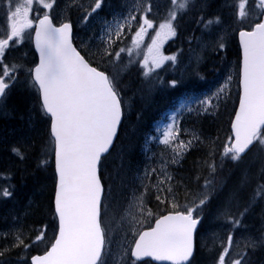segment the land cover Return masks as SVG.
<instances>
[{
	"label": "snow or ice",
	"instance_id": "obj_1",
	"mask_svg": "<svg viewBox=\"0 0 264 264\" xmlns=\"http://www.w3.org/2000/svg\"><path fill=\"white\" fill-rule=\"evenodd\" d=\"M34 3L41 8L33 18ZM103 5L104 0H93L85 8L83 3L73 0L65 6L80 9L83 21L88 22ZM198 5L201 14L197 24L208 29L221 23L219 15L205 17L206 4L202 0H169L157 27L156 21L149 18L157 7L154 0H136L114 28L108 21L104 22L98 46L88 52L90 59H86L73 43L72 22L67 19L59 24L55 22L52 13L59 7L58 0H0L7 22L4 35L0 36V102L17 85L23 84L34 93L32 107L39 111L44 123L43 140L39 145L20 142L10 151L21 163L32 158L37 172L51 168L54 181L46 222L41 218L37 222L40 227L27 232L21 226L0 233V241H3L0 264H9L7 258L13 252L28 253L41 244L45 245L42 254L31 255L30 264H108L116 209L109 199L112 184L111 176L106 173L105 159L114 147L125 117L121 73L136 63L144 78L155 76L163 86L165 81L156 70L166 61L176 64L178 57L177 54L164 55L162 45L177 35L179 17ZM225 6L231 10L232 31L239 41L240 94L231 134L222 145L220 157L221 161L228 158L240 163L253 147L259 146L264 152V0H231ZM134 24L137 27L131 35V44L117 48V43L123 42L125 31L131 33ZM149 29L155 35L151 36L145 51L141 45ZM26 38L34 39L38 53V61L34 60L31 67L7 60V52ZM226 46L224 36L203 45L214 52ZM88 48L86 44L85 49ZM124 53L128 63L121 67ZM200 59L198 56L197 67ZM232 80L233 76L228 75L225 84L212 95L218 97L225 93ZM177 84L176 79L167 82V86L173 88ZM196 102L205 111L212 106L211 97ZM192 110L188 108L189 112ZM168 119L171 122L162 129L157 127L158 135L149 139L159 140L161 145L170 148V160H164L159 170L145 169L143 176H137L141 183L132 189L120 214L118 223L124 230L125 243L120 246L119 264H193L204 210L217 191L215 142H210L208 158L204 161L208 176L196 177L197 182L203 178L200 190L185 189V203H180L177 188L183 185H173L174 177L167 172V164L178 163V158L203 141L195 134L191 139L181 140L177 113H172ZM153 174L155 183L151 181ZM14 179L12 172L0 175L4 182L0 184V198H14L16 186L11 183ZM250 186L251 191L247 192ZM152 195L158 204L165 205L162 212L154 213L147 207V199ZM261 201H264V164L255 176L243 172L218 209L217 219L227 235L226 240L219 242L220 251L214 264H251V254L264 249V231L254 236L245 223L250 211ZM27 207L31 208V202ZM150 218H154V224L144 226ZM16 264L29 262L19 257Z\"/></svg>",
	"mask_w": 264,
	"mask_h": 264
},
{
	"label": "trees",
	"instance_id": "obj_2",
	"mask_svg": "<svg viewBox=\"0 0 264 264\" xmlns=\"http://www.w3.org/2000/svg\"><path fill=\"white\" fill-rule=\"evenodd\" d=\"M109 1V0H106ZM156 0H154L155 3ZM227 0H202V3L206 4L203 10V14L206 18L215 17L217 15L221 17H226L230 8L225 7L223 4ZM83 3L84 2H76ZM169 0H159V5L162 7V11H166L168 7ZM121 6V5H119ZM123 6V5H122ZM160 7V6H157ZM76 15L82 16V11L76 8ZM72 14L75 8L68 9ZM154 15H150V19L156 21V25L161 20L158 18L155 12ZM201 10L199 5L196 9L189 11L187 14L179 17L177 22V35L175 37H170L163 43V54L172 55L177 54V63L173 64L171 61L165 63L161 69H157V73L165 81L163 86L159 85L156 81L155 76L150 79H146L142 76L140 65L132 64L129 65L126 70L121 73V84L124 87L122 93L125 102V117L121 127L119 138L116 142L114 149L111 153L106 156L105 167L106 173L111 176L112 184V194L110 199L111 205L116 209V219L112 223V227L118 226V221L120 219V214L124 209L125 202L121 197L125 196L122 194V188L130 189L132 187L139 186L141 181L137 179V176H143L145 169L151 165L158 153V147L156 146L157 141L149 139L150 136H157V127L162 126V124L167 120L168 115L174 110L185 111V116L181 118L182 125L185 127L192 128L188 135L195 134L199 136L203 143L196 145L192 149L188 150L183 157L180 159L178 165L169 164V169L171 175L174 177L173 185L182 184V187L177 188L178 193L189 190H200V185L203 184V178L197 182V176H208V170L204 164V161L208 158L210 142H215L216 156L215 160L218 165L215 175L216 188L222 183H226L227 179L233 175V172L237 169L236 162L225 158L221 161L220 152H222V145L226 141L228 135L231 134L230 126L237 108L238 98H239V77H238V57L240 55V49L238 45L237 37H233L231 42L227 43L224 50L215 53H205L199 55L201 57L199 61V66L197 67V58H193V61L187 67L186 64L189 62L191 57L190 50L196 45L199 37L206 29L203 25L197 24V18L200 16ZM54 17L57 18L55 12ZM137 25H133L132 32L129 33L125 31L123 42H118L116 47H125L131 44V35L134 34ZM151 36L155 35V32L151 31ZM151 36L148 39V43L151 42ZM82 53L90 59L87 51L81 49ZM232 61V68L229 74L226 71L229 62ZM128 56L126 53L122 54V65H127ZM95 65V64H94ZM230 68V67H229ZM195 69L196 71H193ZM199 73V75L196 74ZM233 76L232 82L227 86L225 93L220 94L218 97L212 94L217 91V89L225 84L228 75ZM221 75V76H220ZM176 79L178 84L176 87L167 86V82ZM156 86L153 87L152 85ZM22 91L24 86L22 85ZM18 86L16 87V89ZM16 89L11 93L13 95L12 99L8 98L6 103H1L0 105V126L2 129H6L8 134L16 127L20 130L23 129L22 126H17L19 122L22 125L26 124V112L27 108L25 106V101L23 95L17 96ZM22 94V93H20ZM212 98V106L205 111L196 101L203 100L205 97ZM24 101V104H22ZM180 105V107H178ZM182 105H184L182 107ZM191 107L193 110L188 111ZM39 112V111H38ZM40 115V113H39ZM41 117V115H40ZM42 119V125L43 118ZM14 123L15 126L10 127ZM13 125V124H12ZM186 133L180 132V139L182 140L183 135ZM32 142L39 145L43 140V135L38 138H34ZM7 144L1 142L0 140V155H2L7 150ZM8 154V152H6ZM5 153V154H6ZM15 163V162H13ZM20 163H15V172L19 173L21 176L25 174V177L29 181L26 187L27 192L33 187L51 186L53 185V177H48L49 172L52 169L49 168L47 172H37L34 174V160L32 158L24 161L25 170H21ZM0 168L1 165H0ZM22 168V167H21ZM116 171V172H115ZM13 173V172H12ZM18 175H15L16 180ZM36 178L41 179L45 182L36 183ZM228 183V182H227ZM43 201H39L41 204V209L36 211L37 216L41 215L40 211L45 206V208L50 204V199L52 192L46 194ZM46 199V200H45ZM183 201L182 198H180ZM263 201H261L262 203ZM181 203V202H180ZM185 203V202H183ZM264 203V202H263ZM147 207L151 208L154 213L162 212L165 205L158 204L155 200L154 195L148 197ZM264 210V205L261 207ZM48 210V209H47ZM46 210V211H47ZM206 210V209H205ZM204 210V213H205ZM43 212V211H42ZM46 213L41 216H45ZM205 217V216H204ZM207 217H205L206 219ZM148 223H154V218H150L145 222V226ZM204 227V225H203ZM112 228V230H113ZM115 239L112 237V248L114 246ZM197 255L193 264H202L200 262L201 254L199 248H197ZM203 252V251H202ZM211 253H206V256H210ZM252 262L256 263L260 260V251L251 254ZM262 261V257L261 260Z\"/></svg>",
	"mask_w": 264,
	"mask_h": 264
},
{
	"label": "rangeland",
	"instance_id": "obj_3",
	"mask_svg": "<svg viewBox=\"0 0 264 264\" xmlns=\"http://www.w3.org/2000/svg\"><path fill=\"white\" fill-rule=\"evenodd\" d=\"M84 2L85 8L87 7L88 4L92 3L93 0H75L76 2ZM104 0V5L102 10H98L97 14H94L92 18L88 22H84L82 16H78V19L82 23V29L81 31H77L76 33V43H79V45L85 49V45H89V48L86 50L87 53L89 51H95L96 47L98 46V37L100 34V31L102 29V26L104 25L105 21H108L109 24L112 25V27H115V23L117 21L122 22V16L127 15L129 9L134 5L136 0H109V2H105ZM73 0H59L58 3H62V8L63 11H59V19L63 20L65 19V13L66 15L69 14V12L66 10V4L72 3ZM227 3H230L231 0H227ZM226 2L223 4L224 6L226 5ZM38 4V3H35ZM155 4L159 6V0L155 1ZM121 5V6H119ZM123 5V6H122ZM162 7H154L153 12L159 17L163 18L165 10H161ZM164 9V6H163ZM231 10L228 12L226 17H221V23L218 25H213L208 29H205L203 33L200 36V41L201 43L199 45L193 46V48L190 50L191 52V58H197L199 55H203L205 53H215L211 47L204 48L203 45L204 43L208 41H214L216 40L219 36H224L225 37V43L230 42V40L236 35L233 33L232 29L234 27V24L232 22L231 18ZM0 29L6 30L7 28V22L5 15L0 16ZM151 31L152 29H149V35L145 37L144 43L141 45L143 50L146 51V46L148 43V39L151 36ZM91 38V39H90ZM166 40L164 41V43ZM163 47V45H162ZM22 50H24V56H19L20 60L23 59L24 62L25 60H31L32 54L31 51L27 46L24 47H19L15 49L13 52L14 54H19ZM162 51V48H161ZM26 57V58H25ZM142 58V57H141ZM193 61H196L193 59ZM232 66V62H229L228 67L226 68L227 73H229V67ZM22 90V87H21ZM22 95V94H21ZM23 99L25 101V106L27 108L26 112V124L22 125L21 123H17V126H22L23 129L19 128L20 130L16 127L15 131L13 130V127L15 126L14 123L10 124L12 128V132L9 134L6 129H2L3 127L0 126V140L1 142H4L7 144V148H5L8 152H4L2 155H0V165L2 168H0V175H3L5 172H13L15 175H18L14 182V185L16 186V191H15V196L14 198H0V233L7 232L11 229L23 227V229L27 232L30 228L34 227H40V224L37 223L38 221L41 220V218L45 219V222L48 219V206L45 208V206L42 208V211H40L41 215L46 213L45 216H37L36 211L37 209L40 210V203L39 201H43L44 197L47 195L49 192H52L53 185L51 186H43L41 187H33L31 188L28 192L26 190V187L29 184V181H27L28 178L25 177V174L22 176L19 173L15 172V169L17 166H15V163L21 162L18 158L15 157L13 153H11L10 148L14 145H17L20 142H27V143H32V140H35L34 138H38L41 135H43L44 132V126L42 125V119L39 115V112L37 109H33L32 105L34 103V93L30 92L28 89L24 87L23 90ZM24 101L22 104H24ZM172 113H177V122L179 126V120L185 116V111H174ZM171 113V114H172ZM178 113H181L178 115ZM170 114V115H171ZM169 115V116H170ZM171 121L167 119L166 122H164L161 126V129L166 123H170ZM192 128L190 127L189 133L191 132ZM191 139V135L185 134L182 137V140H188ZM161 145V144H160ZM162 149L158 150L156 160L151 163V165L148 167V170H151V168H157L159 170L161 164L164 162V160H170L171 157V149L168 147H165L163 145ZM6 153V154H5ZM263 154V155H262ZM181 158H178V162ZM15 162V163H13ZM169 164L173 163H168L167 164V172L171 174L170 169H169ZM237 164V169L233 172V175L227 179L226 183L222 182L216 189L217 191L212 194V200L208 204V206L205 208V213L204 216L207 217L204 227L200 230L198 234V243L201 248L199 254L201 257L200 262L202 261V264H214L215 258L220 251L219 249V242L221 239L226 240V235L227 232L226 230L222 229L220 227V221L217 219V211L221 207L225 197L229 193L230 190L234 188V186L237 185L241 175L243 172L248 171L252 175H257L259 173V170L264 164V152H261L260 147L256 146L247 156L244 158L243 161ZM22 167V168H21ZM35 168V167H34ZM22 171L25 170V163H20V168ZM116 172V171H115ZM34 178V174H37V172L32 173ZM48 177H53L52 172H49ZM23 177V178H22ZM36 183L41 181V183L45 182L41 179L38 180L36 178ZM151 181L155 183L156 181V175L153 174L151 177ZM145 183L148 181L145 180ZM228 182V183H227ZM4 183L2 180H0V184ZM12 183V182H11ZM140 185V183H139ZM221 185H223V188L221 190ZM255 185V181H253V185ZM130 189H124L122 188V194H125V196L121 197L123 201L125 202V206L127 205L128 198L131 196V192L133 188ZM193 191H199V190H193ZM247 192L251 191V186L246 189ZM184 192H179V201L181 203L185 202L184 198ZM183 201H181V199ZM45 199V200H46ZM31 202V208L29 209L27 206ZM264 202V201H263ZM257 203V205L250 211L249 215L246 218V225H247V230L249 233H251L254 236H259L262 231H264V210H262V206L264 203ZM49 205V204H48ZM47 210V211H46ZM27 212V215L25 214ZM14 218H19L17 221ZM145 226V225H144ZM114 227V226H113ZM112 227V228H113ZM51 230L49 231V237H51ZM112 237H114L115 242L114 246L112 248V255L108 257V264H119V253H120V246L121 244L125 243L124 241V230L121 227L120 224H118L117 227L113 228L112 230ZM0 243H3V241H0ZM45 247L44 244L38 245L33 248L31 252L24 253V252H13L10 257L7 259L9 260V264H16V261L19 257H25L29 264H30V257L31 255L36 254L37 250L41 251ZM260 251V260L262 257V261H257L255 264H264V249L257 250L255 253ZM210 252V256H206V253ZM254 254V253H253ZM252 256V255H251ZM252 258V257H251ZM252 262V260H251Z\"/></svg>",
	"mask_w": 264,
	"mask_h": 264
},
{
	"label": "flooded vegetation",
	"instance_id": "obj_4",
	"mask_svg": "<svg viewBox=\"0 0 264 264\" xmlns=\"http://www.w3.org/2000/svg\"><path fill=\"white\" fill-rule=\"evenodd\" d=\"M17 86H18V88H17V89L15 88L16 91H17V96H19V95L21 96L20 93H22V95H23V91L21 90V86H22V84H19V85H17ZM15 89H14V90H15ZM14 90H13V91H14ZM12 97H13V95H12ZM11 99H12V98H11ZM7 100H8V99L6 98V101H7Z\"/></svg>",
	"mask_w": 264,
	"mask_h": 264
},
{
	"label": "water",
	"instance_id": "obj_5",
	"mask_svg": "<svg viewBox=\"0 0 264 264\" xmlns=\"http://www.w3.org/2000/svg\"><path fill=\"white\" fill-rule=\"evenodd\" d=\"M74 32V31H73ZM33 41H34V39H33ZM74 43V42H73ZM75 45V44H74ZM76 46V45H75ZM34 49H35V44H34ZM78 50V49H77ZM36 51V50H35ZM79 51V50H78ZM37 53V52H36ZM82 55V54H81ZM37 56H38V53H37ZM238 107H239V104H238ZM238 109V108H237ZM235 117V116H234ZM120 130V129H119ZM117 139V138H116ZM116 141V140H115ZM115 141H114V143H115ZM147 259V258H146ZM154 263H157L158 264V262H154Z\"/></svg>",
	"mask_w": 264,
	"mask_h": 264
}]
</instances>
